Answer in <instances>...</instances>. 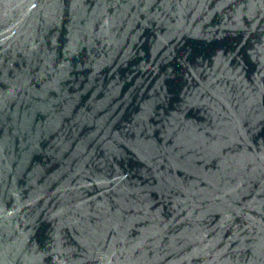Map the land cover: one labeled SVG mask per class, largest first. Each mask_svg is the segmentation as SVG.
<instances>
[{"label":"water","instance_id":"95a60500","mask_svg":"<svg viewBox=\"0 0 264 264\" xmlns=\"http://www.w3.org/2000/svg\"><path fill=\"white\" fill-rule=\"evenodd\" d=\"M0 264H264V0H0Z\"/></svg>","mask_w":264,"mask_h":264}]
</instances>
